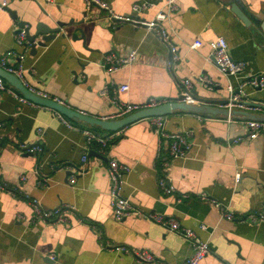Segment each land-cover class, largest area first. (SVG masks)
I'll return each mask as SVG.
<instances>
[{"label":"crops","instance_id":"0c3cea01","mask_svg":"<svg viewBox=\"0 0 264 264\" xmlns=\"http://www.w3.org/2000/svg\"><path fill=\"white\" fill-rule=\"evenodd\" d=\"M104 1L118 15L146 20L154 19L165 2ZM141 1L154 6L134 13L133 3ZM235 3L257 22L245 24L232 10ZM177 5L165 26L178 60L153 29L115 21L86 0H9L0 9V57L10 50L24 53L31 85L98 118L110 119L116 112L111 97L118 85H129L121 101L144 105L150 98L179 101L187 78L193 80L194 94L215 106L233 94L228 90L232 83L234 93L254 106L247 111L263 115L264 88L239 92L240 79L220 71L210 41L224 36L235 59L246 61L250 73L264 74V0H177ZM20 21L33 27L61 22L65 36L32 54L30 46L16 43ZM131 49L137 50V61L106 74L105 56ZM9 61L16 64L17 58ZM200 75L212 83L200 81ZM250 114L229 118L175 110L164 115L169 133L194 131L187 156L171 158L168 141L155 131L151 117L109 131L63 115L67 124L54 109L0 92V182L6 185L0 187V264H142L114 245L146 249L166 264H185L193 247L180 235L141 215L115 218L110 158L131 166L124 193L134 207L170 215L209 242L210 253L200 264H264V220L245 219L264 212V136L247 138ZM85 131L115 135L102 154L99 143L88 146ZM35 145L42 151L26 150ZM165 160L169 166L164 170ZM161 177H167L172 192L164 191ZM203 193L228 204L234 219L222 217L213 203L201 199ZM34 200L46 209L74 206L75 212L66 210L63 222L41 221Z\"/></svg>","mask_w":264,"mask_h":264},{"label":"built area","instance_id":"2783aa9c","mask_svg":"<svg viewBox=\"0 0 264 264\" xmlns=\"http://www.w3.org/2000/svg\"><path fill=\"white\" fill-rule=\"evenodd\" d=\"M88 3V7L93 4L98 5L100 8H104L108 11L111 19L115 21L127 22L135 26H146L149 29H153L155 33L159 36V38L166 43L172 53L174 54L173 58L178 60L180 58L179 54H177V46L173 44L171 40L170 31L165 26V21H167L170 16L177 10V0H165L163 6L159 9L156 17L151 20L140 19L136 16H123L114 13L111 9L110 5L104 0H86ZM9 0H1L0 1V9H3L8 6ZM154 6L152 2L149 1H141L135 2L132 5V10L134 13H139L142 10L148 9ZM115 23V22H114ZM16 43L19 46L25 45V41L27 38V32L25 28H21L18 26L16 30ZM210 50L211 56L213 57L215 64L218 66L221 72L225 75L236 76L240 79V84L238 87L239 92L243 91L245 87H251L253 89H262L264 88V74L262 73H254L248 71V63L244 60L235 59L231 53L227 39L219 35L216 38L210 41ZM10 57L17 58V63L12 64L9 61ZM25 54L22 52H18V50H10L7 51L4 55L0 57V67L4 68L6 71L13 73L16 75L23 84L34 94L43 97L50 98L55 101H58L62 104L65 102L57 96H52L46 91L38 89L31 85L29 81L26 79L27 68L24 65ZM138 59V52L136 49H131L125 55H119L116 52L108 53L104 58V68L106 74L110 75L112 72L116 71L120 67L130 65L136 62ZM199 80L204 82L205 84H211L212 81L206 75L198 76ZM114 84V83H113ZM183 89L180 94L179 101L186 103H206L203 100H200L193 92L194 83L191 78H187L182 82ZM109 88V87H107ZM107 88H105L104 92L107 93ZM129 89V85L122 84L118 85L114 89V94L111 97V101L116 105L117 110L110 117V119H116L124 117L134 111L140 110L146 107H154L160 105L164 102L156 99L150 98L147 103L144 105L134 104L131 102H123L119 99V95L121 92H124ZM228 90L233 94L225 100L219 102V107H224L229 109H239V110H252L254 108L253 105L248 103L246 100L242 99L239 93H234L235 86L230 83L228 85ZM9 92L13 94L21 103L29 104L32 106H41L38 103L26 98L22 93L15 90L12 84H6L5 79L0 77V92ZM49 108V107H48ZM257 108V107H256ZM52 109V108H50ZM262 110L261 108H257ZM262 112V111H261ZM56 113L67 123L68 121L64 118V116L57 112ZM231 118V115H228ZM152 123L154 125L155 131L161 136V139H166L169 144V156L171 158H184L187 156L188 151L192 146V137L194 135L193 129L186 128L182 131H178L176 133H169L166 126V118L165 116H155L152 117ZM248 134L247 138L251 140L258 139L264 136V120L262 119H246L245 121ZM2 124L0 123V126ZM41 132V131H39ZM88 146L93 144L94 142L99 143L101 146L100 152L102 154L105 153L107 149V145L111 138H114L115 134H110L108 137L99 136L93 132L85 131ZM240 137L234 139V142L240 141ZM26 150L32 152L42 151V147L39 145H35L33 147H26ZM84 161L88 160V153H86L83 157ZM164 170L169 166V161L165 160L163 163ZM131 166L127 163L120 162L116 158H110L108 160V175L110 179V196L112 198V205L114 208V216L116 219L121 220L128 215H141L146 219H150L155 223L165 227L169 231L180 235L186 241H188L193 247V253L186 259L185 264H200L202 260L210 253V244L208 241L203 240L193 229L189 227H184L176 218L166 215L165 213L160 212H145L133 206L128 196L124 193V184L126 176L131 172ZM239 179V177H238ZM160 185L164 189L166 193H170L173 191L174 187H172L168 183L167 177H161ZM5 184L0 182V187L5 188ZM201 199L205 201H209L213 203V205L221 212L222 217L233 220L234 213L230 210L229 205L209 196L206 193L201 195ZM33 209L35 211L37 219L41 221H66L68 217L66 215V210L71 212H75L74 206L66 205L59 206L54 209H46L44 208L38 201L34 200L31 202ZM66 208V209H65ZM245 219L249 221L258 222L264 220V212H252L246 215ZM201 228H206L205 224L200 225ZM116 251L120 253H132L140 263L142 264H166L164 262H160L158 257L152 252L146 249H137L131 248L124 245H114L112 247Z\"/></svg>","mask_w":264,"mask_h":264},{"label":"water","instance_id":"95a60500","mask_svg":"<svg viewBox=\"0 0 264 264\" xmlns=\"http://www.w3.org/2000/svg\"><path fill=\"white\" fill-rule=\"evenodd\" d=\"M232 10L236 15L244 21L247 25H252V23L257 22L255 18L250 17L245 11L241 8L238 3H235L232 7ZM12 16L16 19L17 15L15 11H12ZM18 26L21 28H25L27 32V38L25 41V46H30L32 50V54H36L38 52L39 47H47V45L58 39L59 35L62 37L65 36V33L62 32L63 24L61 22L58 23V26H51L45 22H39L32 26L31 23L27 21L18 22ZM264 27V24H263ZM0 77L4 78L8 83L12 84L14 88H16L20 93H22L26 98L38 103L40 105L49 107L54 109L55 111L61 113L62 115L73 118L83 123H88L91 125H96L101 127L102 129L109 131H118L123 127L138 121L144 118H152L155 116H164L167 114H171L175 110H185V111H193L202 114H225V115H248L250 112L239 109H232L231 111L224 107H219L207 103H186L181 101H168L164 102L160 105L154 107H146L140 110L134 111L124 117L117 119H107V118H98L88 114H85L77 109H74L66 104H62L58 101H55L50 98L40 97L33 92H31L23 82L13 73L6 71L4 68L0 67ZM255 115L250 114L248 119H262L264 120L263 115ZM73 173V171H69Z\"/></svg>","mask_w":264,"mask_h":264}]
</instances>
